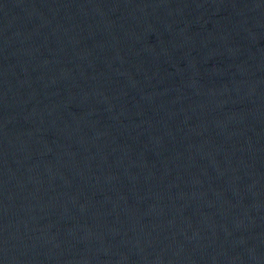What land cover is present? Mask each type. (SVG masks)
Returning <instances> with one entry per match:
<instances>
[{
	"label": "water",
	"instance_id": "water-1",
	"mask_svg": "<svg viewBox=\"0 0 264 264\" xmlns=\"http://www.w3.org/2000/svg\"><path fill=\"white\" fill-rule=\"evenodd\" d=\"M36 0H0V22Z\"/></svg>",
	"mask_w": 264,
	"mask_h": 264
}]
</instances>
